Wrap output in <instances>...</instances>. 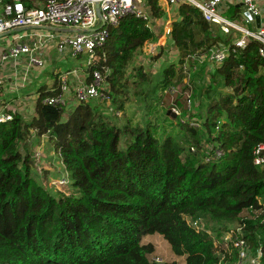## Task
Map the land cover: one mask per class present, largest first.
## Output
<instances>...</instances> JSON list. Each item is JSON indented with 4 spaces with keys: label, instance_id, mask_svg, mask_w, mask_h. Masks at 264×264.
Here are the masks:
<instances>
[{
    "label": "trees",
    "instance_id": "16d2710c",
    "mask_svg": "<svg viewBox=\"0 0 264 264\" xmlns=\"http://www.w3.org/2000/svg\"><path fill=\"white\" fill-rule=\"evenodd\" d=\"M22 1L27 8L37 4ZM176 7L181 20L173 21L166 47H187L193 24L204 32L195 52L231 43L230 34L207 22L195 6ZM149 11L157 19L163 16L155 1ZM225 14L236 18L241 9L233 5ZM160 27L161 21L151 27L130 15L110 28L105 58L93 69L105 75L116 111L125 110L132 79L138 88L149 86L142 62L131 72L129 68ZM259 47L252 41L213 67L206 113H189L182 95L188 86L179 87L188 55L178 69L176 62L165 68L156 92L167 98V114L179 130L165 139L151 125H119L91 103L73 111L43 103L57 92L41 93L31 120L14 114L0 123V264H178L151 259L154 249L143 239L154 234L163 236L186 264H220V239L231 224L242 227L247 243L261 250L264 264V169L254 164V149L264 144V57ZM195 64L208 67L196 62L191 68ZM177 72L181 77L176 80ZM190 83L194 101L198 94ZM171 87L180 91L174 99L165 93ZM221 87L229 91H217ZM174 105L185 123L172 111ZM193 118L201 124L191 125ZM44 136L59 154L70 194L53 192L46 178L42 183L33 174L29 144ZM218 148L222 157L208 160ZM189 219L215 225V237L195 229Z\"/></svg>",
    "mask_w": 264,
    "mask_h": 264
},
{
    "label": "built area",
    "instance_id": "2783aa9c",
    "mask_svg": "<svg viewBox=\"0 0 264 264\" xmlns=\"http://www.w3.org/2000/svg\"><path fill=\"white\" fill-rule=\"evenodd\" d=\"M155 1L157 6L162 3L168 9L178 6L182 3H190L198 8L203 18L216 26H219L221 31L234 36L231 44L217 45L205 53L195 52L186 57L182 65L183 73L188 80H185V85L188 89L183 92L186 100V108L189 113H193V97L191 79V63L206 64L208 67L220 66L232 54L238 55L252 42L256 41L260 44L259 54L264 57V25L262 14L264 12V0H240L246 7V12H243L240 17L228 18L221 12V7L225 0H208L200 3L196 0H39L35 7L27 8L22 0H13L10 3H2L0 0V35L20 28H40L43 26H56L68 29L72 32L64 33L58 38L57 50L63 53H69L73 58L83 57L86 60V65L90 69L89 81H82L74 89V97L77 104L93 103L95 101L108 102L110 97L106 91L108 85L105 75L98 69H93L94 66L104 60V48L110 37V28L117 27L121 21L127 16L133 15L137 18L148 21L151 27L154 26V20L150 14L149 8L151 2ZM97 6L99 7L100 15L98 14ZM169 14V12H168ZM257 17H261V26L254 29V23ZM173 32V27L170 21H167L161 32L158 33L153 40L148 41L145 47L147 57L153 56L157 49L165 47ZM162 37L164 41L161 43L158 40ZM161 45H157L158 43ZM32 48L25 43H16L9 47L2 55L1 61L17 60L22 55H29L31 64L41 65L42 63L31 55ZM189 65V66H188ZM243 68V67H242ZM109 74L110 70H106ZM77 75V72H74ZM69 74L65 73L60 79V92L57 95L48 96L43 100V103L55 108L69 109L68 94L70 87L68 84ZM166 94L172 95V98L180 94L178 87H171ZM172 111L180 118L182 123L187 121L183 118L181 109L174 105ZM12 120V116L0 115V123ZM222 120L218 121V129ZM190 124L199 126L201 123L196 118L191 119ZM194 151V149H193ZM221 149H216L213 154H209L208 160H217L222 157ZM254 164L260 169H264V144H258L254 149ZM190 224L197 230L205 231L204 221L197 219L190 221ZM234 239L231 241L239 252V264H245L248 259V243L244 239L242 227L237 231L232 232ZM253 260L251 264H260L262 256Z\"/></svg>",
    "mask_w": 264,
    "mask_h": 264
},
{
    "label": "rangeland",
    "instance_id": "374dc122",
    "mask_svg": "<svg viewBox=\"0 0 264 264\" xmlns=\"http://www.w3.org/2000/svg\"><path fill=\"white\" fill-rule=\"evenodd\" d=\"M198 1L204 3V0ZM224 3L228 4L227 0H225ZM238 3H241V1L238 0ZM225 13L224 15L226 16ZM262 21L264 25V12L262 14ZM52 27L60 28L56 26ZM190 29L194 36L192 42L188 39L189 43L187 47L176 49L174 44H171L167 47L157 49L152 57H147L145 52V50L148 49V47L151 48L152 45L147 48L145 46L143 47L140 56L136 58L134 65L129 68V72L142 62L149 75V86H140L138 88L136 85L137 79H132L129 86L130 100L126 102L125 110L116 111L112 106V100H109L108 102L95 101L91 104L101 110L104 115H113L119 125H125L126 123L144 126L151 125V127L157 132V135L163 139L170 134L178 133L177 120L167 114V98L164 99L161 97V92H156V89L161 86L164 69L170 66L173 62L177 63L176 69H178L181 66L179 65V60L184 59L186 55H193L195 52L194 45L203 39L204 32L199 27L193 24ZM31 32L40 35L37 40L39 43H43V50H41V52L48 51L51 55L58 53V51H55V48H57V39L63 34L62 32L44 30L41 28L32 29ZM158 40H160L161 43L164 41L162 37H159ZM160 42L157 45H161ZM213 69L214 68L211 66L202 69L198 64H195L191 68V71L193 72L191 81H193V85L198 94L194 100L195 113L198 111L206 113L207 111L210 98L207 97L205 91L210 85V77L213 74ZM184 76L186 75L184 74ZM180 77V73L177 72L176 80ZM185 80H188V78L185 77L183 83L179 84V87L185 85ZM133 81L136 83H133ZM218 90L222 93L229 91L226 87H221L217 89V91ZM217 91L213 93V96H216ZM123 142L124 141H122V143ZM208 148H211V145ZM29 153L32 159L31 169L33 174L40 177L42 183H45L44 178H46L49 181L50 188L53 192L63 191L66 194L72 192L67 174L64 171V166L60 163L59 154L55 152L54 146L47 136L42 137L39 141L32 140L29 144ZM23 155H27V151H23ZM213 227H215V225H207L206 222H204V227L202 229L207 231L212 237H215L212 230ZM238 228V224L229 225L228 230L224 232L223 237L220 239V248L218 250V256L221 261L220 264H239L238 249L235 248L231 242L235 237L232 232L237 231ZM143 244L153 247L154 252L151 255L153 261L159 263L177 262L178 264H186L185 257L176 256L173 253L169 242L159 234L146 236L143 239ZM248 251L249 256L245 264H251L253 260H256L257 257L260 256V252L258 250L255 251L250 244H248ZM233 258H236V261H233Z\"/></svg>",
    "mask_w": 264,
    "mask_h": 264
},
{
    "label": "crops",
    "instance_id": "0c3cea01",
    "mask_svg": "<svg viewBox=\"0 0 264 264\" xmlns=\"http://www.w3.org/2000/svg\"><path fill=\"white\" fill-rule=\"evenodd\" d=\"M206 1L204 0V2ZM38 2L39 0H36L35 3L38 4ZM227 3H224L220 9L223 14L229 10L230 6L239 5L238 0H227ZM158 7L163 13L161 19H157L152 11H150L152 19L154 20V26L161 21V27L157 34L161 32L163 25L167 21H170L173 27V21L181 19L178 14V7L175 6L168 9L162 2ZM1 10L2 8L0 7V12ZM242 13L243 11L241 9L240 15ZM32 29L39 28L14 29L0 35V115L13 116L14 114H20L27 121L31 120L35 115L36 102L42 92H57V94L60 92V79L65 73L69 74L68 84L70 93L68 94V105L70 107L68 110L73 111L79 105L74 97L75 86L85 80L88 82L89 73L91 72L83 57L73 58L69 53L61 54L57 48H55V51H58V53H54L53 55L49 54L48 51L41 52L43 50V43H39L37 40L40 35L31 32ZM68 32L72 31L68 29L62 31L63 34ZM230 36L232 43L234 36ZM16 43L28 44L33 50L32 57L37 58L42 64H31L29 55H22L17 60L2 62V55L9 47ZM75 71L77 75H74Z\"/></svg>",
    "mask_w": 264,
    "mask_h": 264
},
{
    "label": "water",
    "instance_id": "95a60500",
    "mask_svg": "<svg viewBox=\"0 0 264 264\" xmlns=\"http://www.w3.org/2000/svg\"><path fill=\"white\" fill-rule=\"evenodd\" d=\"M238 8L242 9L243 12H246V7L242 4H239L237 5ZM97 10H98V14L100 15V12H99V7L97 6ZM261 26V17H257L256 18V21L254 23V29L256 28H259ZM41 29H47V30H51V31H56V32H62L64 31V29H61V28H53V27H46V26H43V27H40Z\"/></svg>",
    "mask_w": 264,
    "mask_h": 264
}]
</instances>
